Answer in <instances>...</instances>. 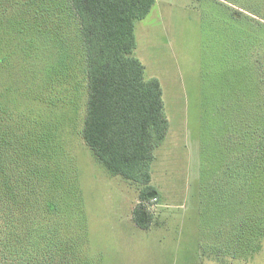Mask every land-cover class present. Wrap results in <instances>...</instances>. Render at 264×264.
<instances>
[{"label":"rangeland","instance_id":"1","mask_svg":"<svg viewBox=\"0 0 264 264\" xmlns=\"http://www.w3.org/2000/svg\"><path fill=\"white\" fill-rule=\"evenodd\" d=\"M134 34L168 122L149 228L132 216L145 185L111 175L82 138L69 0H0L5 199L54 264H264V0H155Z\"/></svg>","mask_w":264,"mask_h":264},{"label":"trees","instance_id":"2","mask_svg":"<svg viewBox=\"0 0 264 264\" xmlns=\"http://www.w3.org/2000/svg\"><path fill=\"white\" fill-rule=\"evenodd\" d=\"M69 2L78 19L86 62L82 138L111 175L145 185L132 216L139 228L148 229L152 216L144 203L158 196L156 192L148 197L155 192L151 164L168 122L159 81L145 79L144 66L134 55V26L155 0ZM3 175L1 164L0 264H54L53 244L37 239V227L20 225V203L11 205L10 198L5 199Z\"/></svg>","mask_w":264,"mask_h":264},{"label":"water","instance_id":"3","mask_svg":"<svg viewBox=\"0 0 264 264\" xmlns=\"http://www.w3.org/2000/svg\"><path fill=\"white\" fill-rule=\"evenodd\" d=\"M156 194V192H152L148 195L149 198L153 197Z\"/></svg>","mask_w":264,"mask_h":264}]
</instances>
